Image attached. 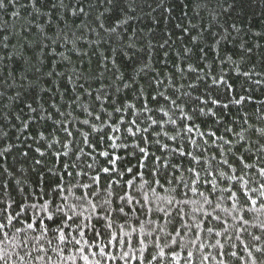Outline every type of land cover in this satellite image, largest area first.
I'll list each match as a JSON object with an SVG mask.
<instances>
[{
    "label": "trees",
    "instance_id": "16d2710c",
    "mask_svg": "<svg viewBox=\"0 0 264 264\" xmlns=\"http://www.w3.org/2000/svg\"><path fill=\"white\" fill-rule=\"evenodd\" d=\"M55 2L50 20L28 0L0 8V250L12 264H264V0ZM45 201L72 218L64 241Z\"/></svg>",
    "mask_w": 264,
    "mask_h": 264
},
{
    "label": "snow or ice",
    "instance_id": "6c2138e0",
    "mask_svg": "<svg viewBox=\"0 0 264 264\" xmlns=\"http://www.w3.org/2000/svg\"><path fill=\"white\" fill-rule=\"evenodd\" d=\"M9 3H11L12 5H15L16 4V0H8ZM107 2L109 4H113V0H107ZM40 3V0H28V4H30L32 6V9H33V12H35L37 14V17L41 16V15H48L49 16V20L51 19V13L55 12V10L57 9L58 5L57 3L55 2V0H53V2L51 3L50 5V8H49V13H42L41 12V9L39 7H37V5ZM28 5L25 4V5H22V7H27ZM6 7V4H5V0H0V8H4ZM59 7H62V8H65L66 6L63 4V0H61L60 4H59ZM128 7L131 9V4L128 5ZM107 10V9H106ZM225 11H227V9H225ZM88 15V13L85 11V8L83 6H79L78 8L74 9L73 12H72V15L74 16H78V15ZM12 15L16 16L18 15L17 12H13ZM132 17H128V19H131ZM99 19V17H98ZM31 23V22H29ZM47 23V21L45 22ZM101 27H103V24L100 25ZM35 27L42 33L44 34V28L41 24L37 23L35 24ZM177 27H180V25H177ZM233 27H235V25H233ZM108 31H111V32H115L116 29L113 27V28H110L108 29ZM184 31H187V29H184ZM7 39V38H5ZM64 39L65 41H67V35L65 34L64 36ZM193 39H195V37H193ZM221 39H226V36H223L221 37ZM56 41L54 40L53 43H55ZM131 46V45H130ZM4 47L7 48V44H4ZM161 47H163V45H161ZM41 51H43V49H41ZM185 51H188L187 49ZM2 59V58H0ZM37 71H39V69H37ZM53 73L52 72H47L45 73V75H48V76H51ZM59 75V74H57ZM245 75H247V73H245ZM25 79H27V77H25ZM31 83V81H30ZM214 83H216V81H214ZM162 95V94H161ZM99 98V97H98ZM241 99H243V97H241ZM213 103H218V101H212ZM237 103H239V101H236ZM173 103L175 104V101H173ZM31 107V106H29ZM32 111H35V109H32ZM117 112L120 111V109H116ZM165 115H167V113H165ZM99 118V117H97ZM149 119H151V117H149ZM172 123H175V121H171ZM84 123H88L87 120L84 121ZM133 124H135V121L132 122ZM151 123L153 124H156L157 121L156 120H151ZM25 127H27V123H25L24 125ZM118 130V129H117ZM189 132L192 130L191 128H188L187 129ZM127 131L129 133H131L132 135H135V132H133L132 128L129 127L127 129ZM141 131L140 128H136V132H139ZM144 131H147V129H144ZM254 131L261 137H264V129H254ZM71 134V133H69ZM241 139H243L244 137L241 136L240 137ZM87 142V141H85ZM261 150H264V146H261ZM139 152L144 154V155H148L147 151L145 148H139ZM185 153L184 152H181L180 155H184ZM101 155H106V153H101ZM188 155H191V153H188ZM118 159V157H117ZM159 159V158H157ZM110 163H115V160H111ZM227 163V162H225ZM141 166H143L141 164ZM245 167H249L248 165H245ZM111 169L109 168H104L103 171L104 172H108L110 171ZM129 171H131V169H129ZM191 171V170H190ZM259 175L261 177H264V168H260L259 169ZM229 179L231 180H243V177H236V176H232V177H229ZM245 183H247V181H244ZM129 184H131V181L128 182ZM157 183H159V181H157ZM193 183H196V181L194 180ZM84 187H88V185H84ZM261 191L259 192V195L261 197H264V184H261ZM192 191H196V189H192ZM252 191H255V189H253ZM93 195H95V193H93ZM202 195V194H201ZM236 193H232V196H235ZM147 198V197H145ZM65 200H67V197L64 198ZM205 203H208V200L207 198H205ZM253 204L256 203V201H252ZM33 208L36 207V205H33L32 206ZM93 207V210H95V205H92ZM217 207H219V205H217ZM262 208H264V205H261ZM41 208V211L47 213V220L48 221H51L52 224H55L57 227H56V231L59 232V240L60 241H64L65 240V234H64V229L62 228V225L63 223H65L66 219L67 220H71L72 218L71 217H67V213L65 212L64 210V205L61 204L59 206H57L55 209H50L49 206H48V202L45 201V203L43 205L40 206ZM22 211H25L26 212V209H22ZM119 211L123 212L124 209L123 208H120ZM73 214L75 215V207L73 206ZM17 216H19V213L16 214ZM14 219L13 216L11 215H8L6 217V220L8 223H11L12 220ZM218 219V217H217ZM38 224H43L44 221L43 220H40L37 222ZM244 223L246 224L247 221H244ZM5 223H2L0 222V229H4L5 228ZM27 228L28 229H32L34 227V225L32 223H28L27 225ZM261 228H264V224H261L260 225ZM48 228H47V225L44 226V229L43 231H47ZM17 232H21V229H16ZM209 231H212V229H209ZM217 235H219V233H217ZM253 239H259V237H253ZM76 243H79V241H76ZM201 247H203V245H201ZM221 247H223L221 245ZM256 251L260 252L262 251L261 249H256ZM160 255L163 256L164 253L163 251L160 252ZM189 257H191L193 254L191 252L188 253ZM232 256H236V253L233 252L231 253ZM248 255L251 257V252L248 253ZM21 260H23L24 258L23 257H20ZM82 259H84L85 261H87L88 257L87 256H82ZM153 259H156L155 256H153ZM205 259H207V257H205ZM0 261H3V264H12V257L11 255L6 251V250H0ZM97 264H99V262H97ZM253 264H255V261H253Z\"/></svg>",
    "mask_w": 264,
    "mask_h": 264
}]
</instances>
